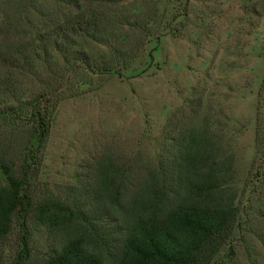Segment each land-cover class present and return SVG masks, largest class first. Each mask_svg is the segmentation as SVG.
Instances as JSON below:
<instances>
[{
    "label": "trees",
    "instance_id": "1",
    "mask_svg": "<svg viewBox=\"0 0 264 264\" xmlns=\"http://www.w3.org/2000/svg\"><path fill=\"white\" fill-rule=\"evenodd\" d=\"M250 3L259 17L264 0ZM158 11L156 0H0V264H229L239 252L264 264V78L242 175L204 122L149 163L93 158L60 194L40 178L59 103L87 84L77 70L128 69Z\"/></svg>",
    "mask_w": 264,
    "mask_h": 264
},
{
    "label": "rangeland",
    "instance_id": "2",
    "mask_svg": "<svg viewBox=\"0 0 264 264\" xmlns=\"http://www.w3.org/2000/svg\"><path fill=\"white\" fill-rule=\"evenodd\" d=\"M156 2L154 34L128 69L75 71L87 84L73 87L75 94L59 103L41 166L40 178L53 192L60 194L106 152L149 163L204 122L234 154L239 175L250 164L264 78V11L259 17L246 11L250 0ZM37 237L36 250L42 253L47 237ZM8 240L4 249L10 258L16 230ZM229 264L249 263L239 252Z\"/></svg>",
    "mask_w": 264,
    "mask_h": 264
}]
</instances>
